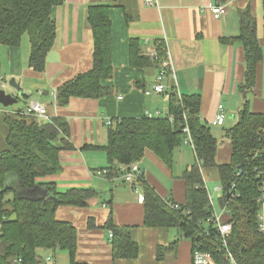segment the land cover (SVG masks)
<instances>
[{"label": "trees", "instance_id": "obj_1", "mask_svg": "<svg viewBox=\"0 0 264 264\" xmlns=\"http://www.w3.org/2000/svg\"><path fill=\"white\" fill-rule=\"evenodd\" d=\"M64 1L0 0V48L19 46L26 34L30 46L28 67L43 72L47 53L55 41L53 9ZM110 6L108 3L87 6L85 23L93 39L92 66L56 89L54 100L58 107L66 106L74 97L95 99L109 93L110 87L103 81L113 74ZM237 15L239 33L236 38L244 48V74L237 87L242 97L237 119L224 134L230 144L227 163L216 160L218 140L200 118V94H180L174 87L166 91V116L111 120L107 143L102 148L112 174L120 172L117 165H128L142 158L147 149L170 164L175 148L187 137L182 131L187 127L195 161L181 175L185 202L173 208L175 203H167L150 185L141 183L143 224L177 228L182 236L190 239L192 250L198 245L212 256L214 264H229L226 249L238 264H264V232L258 231L257 217L258 198L264 199V111H252L249 98L256 83L262 49L255 17L249 7L238 9ZM163 49L162 44L157 45L158 58L155 59L144 54L139 40L132 38L130 64L133 67L158 64L164 57ZM1 113L6 127V148L0 151V264H44L39 251L57 249L67 252L69 264H80L75 260L77 229L69 221L58 220L55 211L59 206H88L97 191L90 187L58 191L55 182L46 180L61 171L60 153L74 149L68 121L60 116L38 119L25 115L22 109ZM211 168L217 169L222 188L220 206L229 210L224 219L232 224L226 245L218 237L215 226L207 222L214 210L203 171ZM10 193L12 197L6 199ZM103 227L112 232L113 260L138 256L139 246L129 227L115 226L111 215ZM170 248V245L157 247V258L162 259Z\"/></svg>", "mask_w": 264, "mask_h": 264}, {"label": "crops", "instance_id": "obj_2", "mask_svg": "<svg viewBox=\"0 0 264 264\" xmlns=\"http://www.w3.org/2000/svg\"><path fill=\"white\" fill-rule=\"evenodd\" d=\"M98 3L111 5L113 74L103 81L110 91L95 99L74 97L66 106L58 107L53 92L92 66L93 39L85 23V12L88 5ZM213 4L224 5L225 14L214 17L209 10V5ZM246 7L255 17L258 43L262 49L256 83L249 95L250 108L254 112H263L264 0H155L153 5L146 4L144 0H65L53 9L55 41L47 53L43 72H35L28 67L29 40L27 51L26 45H22L23 37L19 46L0 48L1 55L2 48L6 47L5 67L0 61V78L7 85L5 91L17 95V91L8 87L5 81L9 78L14 79L26 95L18 100L20 106L1 105L0 112L22 109L27 101L34 100L46 106L50 117H64L69 123L74 149L60 153L61 171L46 180L55 182L58 191L73 187H90L97 191L88 206H59L55 211L58 220L69 221L77 229V263L191 264L190 239L182 236L175 227L145 226L143 200H140V195L143 196L141 183H146L169 204L185 202V184L181 175L195 161L191 145L190 151L183 145L176 147L170 164L151 150H145L143 157L136 161L141 178L133 182L125 181L120 172L109 173L110 165L102 147L107 143L108 121L142 117L145 113L166 116V91L172 87L180 94H200V118L210 128L223 127L225 122L231 127L236 122L242 102L237 87L244 74V48L236 38L239 33L237 11ZM132 38L139 40L146 55L159 44L164 47V57L166 53L169 55L174 78L167 70L162 81L165 85L163 93H143L156 82L163 59L158 64L145 67L131 66L129 41ZM219 105L223 106L224 120L221 125H214L212 120L219 112ZM229 159L230 144L227 142L223 148L218 146L216 160L227 163ZM100 170H107V173L101 174ZM211 175L219 181L217 169H206L203 171L205 186ZM206 189L211 201V191L207 186ZM215 190L222 191L220 187ZM11 197V193L5 196L6 199ZM109 215L115 226L131 229L132 238L139 246L136 258L113 260L111 230L103 227ZM168 245L171 248L163 258H157V247ZM39 252L44 264H69L64 250Z\"/></svg>", "mask_w": 264, "mask_h": 264}, {"label": "built area", "instance_id": "obj_3", "mask_svg": "<svg viewBox=\"0 0 264 264\" xmlns=\"http://www.w3.org/2000/svg\"><path fill=\"white\" fill-rule=\"evenodd\" d=\"M146 4L153 5L155 0H144ZM209 10L214 15V17L218 18L225 14L226 9L225 6L222 4H213L209 5ZM149 55L155 59L158 58V54L156 49L149 52ZM162 68L160 69L157 80L154 82L149 88L144 89L143 93L145 95H150L152 93H163L165 91V85L163 84V79L167 73V70H169L171 75L174 78V73L171 67V62L169 60V55L166 53L165 57H163L162 60ZM0 88L6 89L7 85L6 83L0 78ZM53 97H56V92H53ZM22 111L25 115L34 116L38 119L42 120H49L51 117L48 113V110L46 106L42 103L36 102L34 100L27 101L24 106L22 107ZM147 117H157L156 115H152L151 113H145ZM171 119V118H170ZM224 120V110L223 106L219 105V112L215 115L214 119L212 120V124L214 125H221ZM110 121H108L109 123ZM185 133H187V139L189 144L192 146L191 139L189 136L188 128L184 127L183 130ZM120 173L122 174L123 178L127 182H133L135 180H138L141 178V171L137 165L136 162L130 163L128 165H120L119 166ZM99 173L106 174L107 170H100ZM144 199V196L140 195V200L142 201ZM258 202L260 203V210L257 215L258 217V231L264 232V199L262 197L258 198ZM212 204V203H211ZM178 206L176 204H173V208H177ZM213 208V206H212ZM214 210V209H213ZM229 210L226 206L221 208V213L218 214L215 210L213 211L212 216H210L207 219V222H210L212 225L215 226L216 232L218 237L223 242V245H226L227 237L229 236V233L231 231V222L228 220H225L223 218V215L228 216ZM109 237H112V232L109 233ZM226 259L228 260L229 264H238L231 254V252L226 249ZM192 264H214V259L212 256L206 252L201 250L198 245L194 247L192 250V258H191ZM18 264V263H17Z\"/></svg>", "mask_w": 264, "mask_h": 264}, {"label": "rangeland", "instance_id": "obj_4", "mask_svg": "<svg viewBox=\"0 0 264 264\" xmlns=\"http://www.w3.org/2000/svg\"><path fill=\"white\" fill-rule=\"evenodd\" d=\"M27 37L28 36L25 34L23 36V41H22V45H24V46L26 45L25 46L26 47L25 48L26 51H27V45H28V38ZM5 49H6V47L2 48L3 53L1 52V55H0V61L2 62V66L3 67H5L4 61H3L4 60V51H5ZM28 52H29V48H28ZM26 56L28 58L29 54L26 55ZM8 79L9 78L5 79L7 84H8V81H9ZM18 105L20 106V103L19 104L15 103V104L11 105V107L12 108L13 107H17ZM1 107L2 106L0 105V108ZM1 114L2 113L0 112V151L4 150L6 148V144H5L6 127H5V125L3 124L2 120H1V117H2ZM228 127H229V123L225 122V125L223 127L212 126V128H211L212 132L214 133L215 137L218 140V146L222 145V148L227 146V142L228 141L224 138V134H225L226 128H228ZM186 144H188V146ZM181 145H183V147H186L190 151V148H189L190 144L188 142L187 137L183 139V142H182ZM210 177H211V179L206 180V186L211 191L210 196H212V200H211L212 202L211 203H212L213 209L218 214H220L221 213V206H220V202H219V197L222 196V191L221 190L216 191L215 188L216 187H220L221 188V184H220V182L218 180H216L215 176L211 175ZM64 253H65V255H67L66 252H64Z\"/></svg>", "mask_w": 264, "mask_h": 264}, {"label": "water", "instance_id": "obj_5", "mask_svg": "<svg viewBox=\"0 0 264 264\" xmlns=\"http://www.w3.org/2000/svg\"><path fill=\"white\" fill-rule=\"evenodd\" d=\"M8 86L17 91V95H13L11 92H6L0 88V105L3 107L11 106L18 102L19 99L25 98V94L21 92L20 86L15 83L14 79L8 81ZM229 186V185H227ZM228 195V193H227Z\"/></svg>", "mask_w": 264, "mask_h": 264}]
</instances>
